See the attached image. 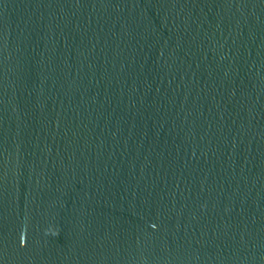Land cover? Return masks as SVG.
I'll use <instances>...</instances> for the list:
<instances>
[{
	"label": "water",
	"instance_id": "95a60500",
	"mask_svg": "<svg viewBox=\"0 0 264 264\" xmlns=\"http://www.w3.org/2000/svg\"><path fill=\"white\" fill-rule=\"evenodd\" d=\"M0 264H264V0H0Z\"/></svg>",
	"mask_w": 264,
	"mask_h": 264
}]
</instances>
